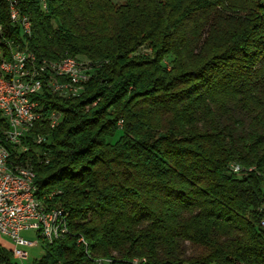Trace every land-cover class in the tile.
<instances>
[{
    "label": "trees",
    "instance_id": "obj_1",
    "mask_svg": "<svg viewBox=\"0 0 264 264\" xmlns=\"http://www.w3.org/2000/svg\"><path fill=\"white\" fill-rule=\"evenodd\" d=\"M46 1H21L27 36L0 0L6 35L91 79L39 97L49 141L20 161L65 233L32 264H264V0Z\"/></svg>",
    "mask_w": 264,
    "mask_h": 264
},
{
    "label": "built area",
    "instance_id": "obj_2",
    "mask_svg": "<svg viewBox=\"0 0 264 264\" xmlns=\"http://www.w3.org/2000/svg\"><path fill=\"white\" fill-rule=\"evenodd\" d=\"M22 0H4L8 8V17L13 28L18 29L21 34V23L26 22L25 13L21 9ZM45 6V3L44 5ZM29 29V28H28ZM29 44L21 36L19 39L6 35L4 25L0 23V67L7 71V80H0V119L6 123L8 137L4 138L8 145H15L17 156L0 155V160L23 162L22 172H25V163L31 161H20L23 154L30 152V143L42 145L49 141V136L37 137L34 129H16L10 120H6V104L15 102L16 111L22 117H30L33 120L46 121V112L43 106H39V97L44 89L66 90L68 83L64 87H55V82H48V75H55V80L60 78L59 72H48L44 68H38L34 62V56L27 55ZM74 65V64H64ZM91 79L83 74L76 76L78 82ZM70 98V97H63ZM55 114V123L51 129H55L63 120L61 113ZM43 125V124H42ZM14 157V158H13ZM234 172H239L240 167H233ZM26 188L19 182L10 179H3L0 172V235L7 237L14 244L12 258L15 260H25L28 258L26 247L37 245V242L26 240L22 234L24 232H36L38 238L44 239L45 223L50 217V213H58L60 209L51 206L52 199L49 196L45 202L49 203V217H42L35 210L33 200V190ZM264 227V219L261 222ZM62 236H64V225H61ZM109 260H97L96 264H110ZM130 264H142V259H133Z\"/></svg>",
    "mask_w": 264,
    "mask_h": 264
},
{
    "label": "bare ground",
    "instance_id": "obj_3",
    "mask_svg": "<svg viewBox=\"0 0 264 264\" xmlns=\"http://www.w3.org/2000/svg\"><path fill=\"white\" fill-rule=\"evenodd\" d=\"M40 3L42 4V6L45 3V6H43V8L47 7L46 0H40ZM26 22L27 23H21V31L24 35L31 36L32 27L27 16ZM27 55L34 56V62L37 64L38 68H44L48 72H59L60 78H58L57 80H55V75H48V82H55V87H64L65 83H68V86H66V90H53L54 93H59L66 96H78L83 92L86 84L90 80L87 79L84 82H78V80H76V76H83V74L87 77H90V68L87 63L77 61L70 57H65L64 59L57 62H48L46 60L41 61L30 51V48H27ZM71 63L74 65H67L63 67L64 64ZM0 80H7V71H5L2 67H0ZM39 106H43L40 99ZM6 111V120H10L12 125L16 126V129H24V127L26 129H34L36 124L38 122H41L39 120H33L30 117H22V115H20V113L16 111L15 102H8V104H6ZM48 119L50 120V126H53V123H55V115L53 114ZM6 136L8 137V130L6 132ZM13 146L15 145H11V147ZM11 154L13 153L8 145L0 143V155ZM14 162L0 160V172L2 174V178H11L12 181L19 182L26 188H35L33 190L35 210L42 217H49L48 207L36 195L35 181L37 177L34 167L31 165V163H26L25 172H22L20 169H23V165ZM61 216L62 212L60 211L58 213H50V217L45 223L44 239H41V241L51 240L56 237L58 233L62 232L61 225L63 220ZM142 264H145V261L142 260Z\"/></svg>",
    "mask_w": 264,
    "mask_h": 264
},
{
    "label": "rangeland",
    "instance_id": "obj_4",
    "mask_svg": "<svg viewBox=\"0 0 264 264\" xmlns=\"http://www.w3.org/2000/svg\"><path fill=\"white\" fill-rule=\"evenodd\" d=\"M124 2L123 0H119V3ZM146 52V51H145ZM168 62V61H167ZM22 236L32 242H37V245L32 247H26L25 250L28 253V258L25 260H15L13 259L12 264H32L34 261L41 259L45 254V248L41 240L38 238L36 232H24ZM0 246L5 249L12 251L14 249V244L7 237L0 235ZM109 260V259H105ZM110 261V260H109Z\"/></svg>",
    "mask_w": 264,
    "mask_h": 264
}]
</instances>
